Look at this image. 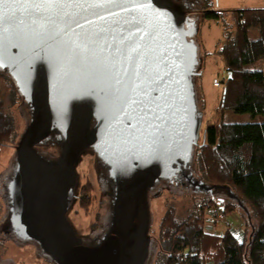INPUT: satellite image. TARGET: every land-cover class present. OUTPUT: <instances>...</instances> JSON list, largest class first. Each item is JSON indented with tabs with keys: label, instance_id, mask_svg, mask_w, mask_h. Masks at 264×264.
<instances>
[{
	"label": "water",
	"instance_id": "obj_1",
	"mask_svg": "<svg viewBox=\"0 0 264 264\" xmlns=\"http://www.w3.org/2000/svg\"><path fill=\"white\" fill-rule=\"evenodd\" d=\"M198 23L175 0L0 2V68L31 112L9 219L56 264H146L150 191L183 174L200 146ZM53 133L55 160L38 150ZM87 153L105 166L113 193L110 224L94 243L67 216Z\"/></svg>",
	"mask_w": 264,
	"mask_h": 264
},
{
	"label": "trees",
	"instance_id": "obj_2",
	"mask_svg": "<svg viewBox=\"0 0 264 264\" xmlns=\"http://www.w3.org/2000/svg\"><path fill=\"white\" fill-rule=\"evenodd\" d=\"M206 11L202 21L222 23L223 11ZM232 14L233 24H222L223 40L215 51L226 73L223 91L215 112L203 123L194 163L203 183L223 187L213 194L229 195V188L239 201L211 195L187 217L170 208L160 226L158 264H264V8ZM1 79L8 91L0 87V149L16 129L8 104L22 100L12 77L0 68ZM229 114H248L251 121L229 122ZM235 206L247 217L242 240L226 218ZM210 218L224 228L222 235L208 232Z\"/></svg>",
	"mask_w": 264,
	"mask_h": 264
},
{
	"label": "rangeland",
	"instance_id": "obj_3",
	"mask_svg": "<svg viewBox=\"0 0 264 264\" xmlns=\"http://www.w3.org/2000/svg\"><path fill=\"white\" fill-rule=\"evenodd\" d=\"M245 8H264V0H203L200 2V15L197 17L200 18L198 19L200 21L198 23L200 29L197 35L199 66L195 82L197 103L199 111L203 115V123L215 112L214 109L223 91L213 85L214 79L218 77L219 73H222L224 68L222 58L215 53L216 49L219 48V43L223 40L224 30L222 24L228 27L232 26L233 11ZM201 10H208V12L223 11L222 23L210 20L202 22L203 15L201 14L203 13H201ZM6 85L7 82L1 79L0 87L4 93L8 91ZM203 100L204 108H202ZM7 112L14 119L16 129L6 146L0 149V264H56L52 258L44 253L39 243L20 237L11 228L9 219L11 204L8 195V185L13 180L15 172L16 146L28 126L31 112L23 99L16 100L12 106L8 104ZM228 121L235 123L248 122L251 121V118L248 114H229ZM55 135L57 134L53 133L48 136L44 144L38 147L40 153L52 160L57 159L61 154V143L57 141ZM195 164L193 161L187 168L186 173L191 172L193 175L192 179L194 177L199 178L200 182H202ZM77 175L81 193L79 201L78 198H75V202L70 206L68 218L78 235L84 238L86 243H94L102 237L112 218V183L103 163L90 153L83 155L80 160L77 166ZM174 180L178 181L177 178H174ZM169 184L170 181H161L149 194L151 211L149 235L151 237V245L146 264H158L159 262L158 241L160 240V226L170 208L175 210L177 216L187 217L194 212L197 206L199 209L200 204L206 202L212 196L222 197L228 202H238V200L229 196L227 192L222 194L215 192L213 194L202 191L203 193L196 194L193 190L179 189L178 186ZM235 209L229 218H226L231 223L230 229L242 240L245 238L247 217L240 206L238 208L235 206ZM209 220L211 221L208 226V232L222 235L224 228L220 230L212 218Z\"/></svg>",
	"mask_w": 264,
	"mask_h": 264
},
{
	"label": "flooded vegetation",
	"instance_id": "obj_4",
	"mask_svg": "<svg viewBox=\"0 0 264 264\" xmlns=\"http://www.w3.org/2000/svg\"><path fill=\"white\" fill-rule=\"evenodd\" d=\"M201 1H203V0H180V1H176L177 3H180L181 5L184 6V10H185L186 15L188 17V20H189V22H191V24L199 21L198 19H200V18H197V17H198V15H200V2ZM202 8H204V6H202ZM205 12H206V10H201V13L204 14ZM203 14H201V15H203ZM199 23H200V21H199ZM199 145H200V141H199ZM95 157L97 158L96 155H95ZM192 177H193V175H192L191 172H189L187 174L186 171H185L183 174H179V176L175 177V178H177L178 181L174 180V178H173L170 181V184L174 185V186H178L179 189L185 188V189H188V190L190 189L191 191L193 190L194 192H200V189H197L195 187L197 184L200 183V179L194 177V179H195L194 180V179H192ZM80 193H81V189H80V186H78V189H77V192H76V198H78V201H79ZM210 195H212V194H210ZM74 202L75 201H73V203ZM68 214H69V210H68Z\"/></svg>",
	"mask_w": 264,
	"mask_h": 264
},
{
	"label": "built area",
	"instance_id": "obj_5",
	"mask_svg": "<svg viewBox=\"0 0 264 264\" xmlns=\"http://www.w3.org/2000/svg\"><path fill=\"white\" fill-rule=\"evenodd\" d=\"M226 76V73L224 72V70L222 71V73L218 74V77L214 79L213 81V85L215 88H220L221 86V80H224ZM220 219L223 218V214L219 216Z\"/></svg>",
	"mask_w": 264,
	"mask_h": 264
},
{
	"label": "snow or ice",
	"instance_id": "obj_6",
	"mask_svg": "<svg viewBox=\"0 0 264 264\" xmlns=\"http://www.w3.org/2000/svg\"><path fill=\"white\" fill-rule=\"evenodd\" d=\"M0 2H3V0H0ZM41 2H43V3H55V2H59V0H41Z\"/></svg>",
	"mask_w": 264,
	"mask_h": 264
},
{
	"label": "crops",
	"instance_id": "obj_7",
	"mask_svg": "<svg viewBox=\"0 0 264 264\" xmlns=\"http://www.w3.org/2000/svg\"><path fill=\"white\" fill-rule=\"evenodd\" d=\"M246 9V8H245ZM247 9H250V8H247ZM254 9H261V8H254Z\"/></svg>",
	"mask_w": 264,
	"mask_h": 264
}]
</instances>
